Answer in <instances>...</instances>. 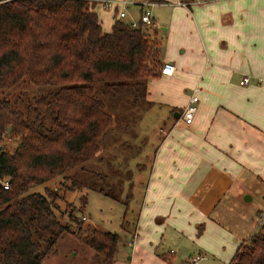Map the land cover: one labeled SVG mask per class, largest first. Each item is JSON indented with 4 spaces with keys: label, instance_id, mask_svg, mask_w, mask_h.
<instances>
[{
    "label": "crops",
    "instance_id": "1",
    "mask_svg": "<svg viewBox=\"0 0 264 264\" xmlns=\"http://www.w3.org/2000/svg\"><path fill=\"white\" fill-rule=\"evenodd\" d=\"M156 1L167 14L154 13L149 30L175 68L146 83V116L164 128L121 243L129 264H190L195 253L197 264H228L264 213V0ZM94 9L110 30L115 11L98 1ZM196 86L198 108L186 123L181 112Z\"/></svg>",
    "mask_w": 264,
    "mask_h": 264
},
{
    "label": "trees",
    "instance_id": "2",
    "mask_svg": "<svg viewBox=\"0 0 264 264\" xmlns=\"http://www.w3.org/2000/svg\"><path fill=\"white\" fill-rule=\"evenodd\" d=\"M96 2H0V264H42L56 252L59 236L72 228L57 211L62 194L51 185L46 192L30 188L58 176L68 188L84 185L69 172L100 149L115 119L107 96L145 102L147 80L161 74L162 41L154 30L117 17L105 31ZM23 82L40 90L9 97ZM66 213L79 221L72 206ZM81 239L97 264L113 263L118 232L94 226ZM228 264H264V223Z\"/></svg>",
    "mask_w": 264,
    "mask_h": 264
},
{
    "label": "rangeland",
    "instance_id": "3",
    "mask_svg": "<svg viewBox=\"0 0 264 264\" xmlns=\"http://www.w3.org/2000/svg\"><path fill=\"white\" fill-rule=\"evenodd\" d=\"M129 8L137 17L138 5L132 3L128 10ZM152 9L158 17L163 18L167 14L164 5L156 3ZM158 33L165 37L162 31L158 30ZM14 90L9 97L16 94L27 97L38 92L40 87L23 82ZM106 108L115 119L102 137L100 149L82 164L83 167H75L69 172L70 176L81 180L84 185L68 188L62 182L69 184L70 181L64 176H58L36 184L29 190L46 192L47 185L57 188L62 194L57 198V211L62 221L72 224V228L59 236L56 252L46 256L42 264H97L94 250L81 239L94 226L120 234L119 253L112 264H129L127 256L130 250L127 244L121 242L123 236L130 234L135 226L146 177L145 167H149L150 157L164 126L159 125L158 122L161 121L156 123L146 116L147 109L143 101L134 104L108 95ZM4 141L11 147L16 143L9 136ZM138 161L145 162L146 165L138 168ZM83 195L86 196L84 202ZM69 206L73 207L81 228L77 226L79 221L70 220L66 213ZM261 219L255 232L264 223V213Z\"/></svg>",
    "mask_w": 264,
    "mask_h": 264
},
{
    "label": "built area",
    "instance_id": "4",
    "mask_svg": "<svg viewBox=\"0 0 264 264\" xmlns=\"http://www.w3.org/2000/svg\"><path fill=\"white\" fill-rule=\"evenodd\" d=\"M3 1H11V0H0V2ZM97 1L100 2L103 7L114 10L115 16L120 18H123L128 14V6L130 4L132 3L137 4L138 17L137 18L134 17L131 20H129L131 25H137L138 22L141 21L144 27H147L149 29L155 24V16L152 7L157 3L156 0H97ZM174 68L175 65L173 63L164 62L161 67V71L162 73L172 74ZM261 79H264V77H262ZM248 80L249 78L246 76L243 77L240 80V82L245 83ZM199 89H200L199 86H196L194 88L193 94L191 95L189 102L185 105V107L181 112V117L186 123H191L194 119L195 113L198 108L197 103L199 100V96H198ZM8 185H9L8 181H5V186ZM259 217H261V214ZM170 251H173V249H171ZM201 256L202 255L200 253L192 254L189 257L190 264H197L201 259Z\"/></svg>",
    "mask_w": 264,
    "mask_h": 264
}]
</instances>
